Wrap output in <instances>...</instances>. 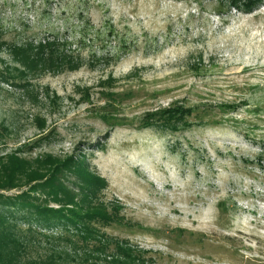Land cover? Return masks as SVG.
Instances as JSON below:
<instances>
[{
    "label": "rangeland",
    "instance_id": "374dc122",
    "mask_svg": "<svg viewBox=\"0 0 264 264\" xmlns=\"http://www.w3.org/2000/svg\"><path fill=\"white\" fill-rule=\"evenodd\" d=\"M48 37L78 69L18 51ZM173 107L194 111L189 127L145 123ZM13 154L21 187L0 195L44 184L26 175L49 158L72 159L105 187L82 191L74 166L56 185L113 220H92L87 241L23 234L26 260L264 264V0L252 13L222 0H0V166Z\"/></svg>",
    "mask_w": 264,
    "mask_h": 264
},
{
    "label": "trees",
    "instance_id": "16d2710c",
    "mask_svg": "<svg viewBox=\"0 0 264 264\" xmlns=\"http://www.w3.org/2000/svg\"><path fill=\"white\" fill-rule=\"evenodd\" d=\"M222 1L228 2L230 7L252 13L263 0ZM35 44L33 42L26 43L20 48L21 50H18L27 54L31 65L38 62L61 72L64 70L74 71L79 68V59L77 60L73 55L67 54L65 51L66 44L60 43L58 39L48 37L35 42ZM193 112L192 109L184 107L164 109L148 114L145 123L172 128L177 131L179 125L185 127L191 125L188 119ZM9 158L10 161L6 166L4 163L0 166V190L10 191L21 187L18 184V181H21L18 179V173H23L27 167L25 160H21L15 154ZM48 160L41 165L40 169L44 172L37 169L26 175L27 182L44 180V184L24 191L20 195H0V264H55L53 258L45 262L26 260L28 246L25 235L32 238L35 235L47 237L48 234L46 233L55 228H61L65 232H71V229H74L77 235H83L84 238H82L87 241L88 237H92V220L100 219L109 223L113 221L106 215L104 208H78L79 204L73 200L74 194L56 185L58 175L71 170L74 166V160L69 159L62 162L54 158ZM74 167H76L74 172L84 181L82 191L86 189L90 194H95V190L92 189L94 185H98L100 188L105 187V181L92 175L83 164L79 163ZM48 174L51 178L47 180L46 175ZM38 189L47 193L46 198H39L35 194ZM60 196H63L62 199ZM86 199L83 197L84 203L87 204L90 201ZM51 201L67 203L76 208H52L49 206ZM89 206L94 207L92 203ZM80 211H85V214H80ZM23 226H26L27 230H24ZM128 252L129 254L122 251L125 255L122 256L123 260H119V256H112L109 263H142L140 257H136L133 252Z\"/></svg>",
    "mask_w": 264,
    "mask_h": 264
}]
</instances>
